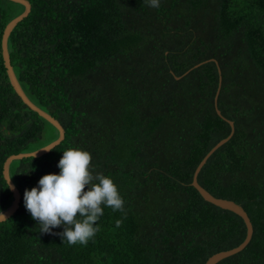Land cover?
Segmentation results:
<instances>
[{
  "label": "trees",
  "instance_id": "16d2710c",
  "mask_svg": "<svg viewBox=\"0 0 264 264\" xmlns=\"http://www.w3.org/2000/svg\"><path fill=\"white\" fill-rule=\"evenodd\" d=\"M28 1L8 36L10 62L65 135L48 153L10 163L21 198L0 222V264H203L241 243L243 219L191 185L199 161L231 130L215 109L219 75L216 106L234 132L197 180L240 204L253 233L216 264H264V0H160L159 8L147 0ZM23 10L0 0V211L13 199L6 157L58 136L15 93L3 64V29ZM69 147L88 151L93 173L110 177L125 201L126 215L104 208L87 246L62 241L63 227L40 233L23 203L43 175L59 174Z\"/></svg>",
  "mask_w": 264,
  "mask_h": 264
},
{
  "label": "clouds",
  "instance_id": "9594fccd",
  "mask_svg": "<svg viewBox=\"0 0 264 264\" xmlns=\"http://www.w3.org/2000/svg\"><path fill=\"white\" fill-rule=\"evenodd\" d=\"M147 3L153 8L160 6V0H147ZM54 148L50 145L39 150ZM37 152L31 153V160ZM62 152L57 165L59 174L43 175L38 187L26 189L24 207L40 226V233L50 234L52 229L63 227V232L59 233L62 241L69 246H87L99 231L97 222L104 208L125 213V201L110 177L93 173L92 156L88 151L69 147ZM5 219L0 213V220ZM121 224L122 220L116 221V227Z\"/></svg>",
  "mask_w": 264,
  "mask_h": 264
},
{
  "label": "water",
  "instance_id": "95a60500",
  "mask_svg": "<svg viewBox=\"0 0 264 264\" xmlns=\"http://www.w3.org/2000/svg\"><path fill=\"white\" fill-rule=\"evenodd\" d=\"M10 1L22 4L24 6V10L20 14H18L14 18H12L5 25L3 32H2V36H1V54H2L3 64L5 67L9 82H10L12 88L14 89L15 93L20 97V99L22 100V102L24 104H26L31 110L35 111L41 117H43L48 122H50L57 129L58 136L53 141L47 143L44 146L39 147L38 149H35L33 151H28V152H20L17 154H10L4 160L3 167H2L3 178H4L7 185L9 184L11 186H14V189L12 187L8 186V188L11 191L12 196H13L11 204L7 208H5L4 210L0 211V213H2L6 219L9 218L11 215H13L14 212L17 210V208L19 206L20 198H21V193H20L19 189L16 187V185L14 184V182L12 181V179L10 177V173H9L10 163L15 159H21L23 157H30L31 153H33L37 150H38V152H37L36 157H39L43 154L48 153L49 151H44V150H39V149L45 148V147L50 146V145L56 146L57 144H59L64 139V135H65V131H64V128L61 125V123L55 117H53L51 114H49L48 112H46L45 110H43L39 106H37L26 95V93L24 92L23 88L21 87V85H20V83L16 77V74L13 70L12 64L10 62L8 47H7L8 36L11 33L12 29L16 26V24L29 14L30 9H31V4L28 0H10ZM218 72L220 73L219 68H218ZM176 78H179V77L176 76ZM220 86H221V75H219L218 87L216 89L215 96H214L215 109H216V113L229 123L231 130H230V133L226 137L219 140L211 149H209V151L199 161V163L197 164V166L194 169V172L192 175V180H191V185L199 192V194L202 196V198L204 200H206V201H208V202H210V203H212L218 207H221L223 209L230 210V211L236 213L237 215H239L245 223L246 235H245L243 241L241 243H239L237 246L232 247V248L227 249V250L218 251V252L212 254L211 256H209L207 258V260L203 264H216L217 262H219L223 258H226L228 256H231L235 253L240 252L249 243V241L252 237V233H253V226H252V223L250 221V218H249L247 212L244 210V208L240 204L236 203L235 201H233L231 199L214 196L208 190H206L204 187H202L198 183V180H197V175H198L201 167L205 164L208 157L220 145L225 143L232 136V134L234 132L233 121L223 117L220 110L216 106ZM9 178H10V180H9ZM1 221H4V220H0V222Z\"/></svg>",
  "mask_w": 264,
  "mask_h": 264
}]
</instances>
